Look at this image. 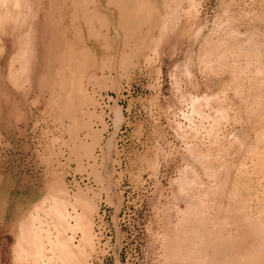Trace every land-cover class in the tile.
Listing matches in <instances>:
<instances>
[{"label":"rangeland","instance_id":"rangeland-1","mask_svg":"<svg viewBox=\"0 0 264 264\" xmlns=\"http://www.w3.org/2000/svg\"><path fill=\"white\" fill-rule=\"evenodd\" d=\"M68 2L0 0V264H264V0Z\"/></svg>","mask_w":264,"mask_h":264},{"label":"crops","instance_id":"crops-1","mask_svg":"<svg viewBox=\"0 0 264 264\" xmlns=\"http://www.w3.org/2000/svg\"><path fill=\"white\" fill-rule=\"evenodd\" d=\"M65 1V0H64ZM101 1V0H100ZM100 1H99V4H96V0H93V2L92 3H90L89 5H87V7L86 6H83V8L85 7L86 9V11L87 12H90V16L92 17H94V19H92V20H90V22H89V20H87L86 21V19H84L83 18V16L79 13V12H75L74 11V4H73V0H69V2L68 3H72V5L71 6H68V9H69V11L67 12V14H66V19L64 20V21H62L61 20V23H62V25H65L66 23H68V22H70V21H81V23H83L84 24V26H85V28H86V30H87V26H89L92 22H98V23H100V24H102V23H105V20L103 19V15L100 13V7L101 6H103V4L102 3H100ZM53 3H54V0H52V3H51V5H52V7H54L53 6ZM126 4H128V2H127V0H109V6H111V5H113L115 8H117L118 9V11H119V15H120V17H121V13H120V10H119V7H121V6H126ZM129 5V4H128ZM52 7H50L51 8V13H52V16H54V13H53V10H52ZM127 7V6H126ZM110 12L111 13H113V14H115L116 13V10H111L110 9ZM93 13L95 14V15H93ZM98 18V19H97ZM127 20H124V19H121V22H123V23H125V24H128V23H132V21L133 20H131L130 22H126ZM14 22V21H13ZM16 23H18V22H16ZM91 29V27L90 28H88V34L90 35L91 34V36L93 35V36H96V33H94V31H92V29ZM1 32H5V34H4V36H9V38L11 37V38H13V40H15V36L17 35V32L16 33H14L13 35H10V34H8L6 31H5V28H1V30H0ZM63 33L65 34V37L67 36V34H69V31L67 30V28L66 27H63ZM15 43H14V45H13V50H15ZM83 52L88 56V52L86 51V49H83ZM81 53H78V52H75V57L72 59V61H74L75 59L77 60V56L78 55H80ZM84 58H87V57H84ZM82 59V58H81ZM75 60V61H76ZM78 60H80L79 58H78ZM71 61L69 60V63H70Z\"/></svg>","mask_w":264,"mask_h":264},{"label":"bare ground","instance_id":"bare-ground-1","mask_svg":"<svg viewBox=\"0 0 264 264\" xmlns=\"http://www.w3.org/2000/svg\"><path fill=\"white\" fill-rule=\"evenodd\" d=\"M5 1V0H4ZM15 1V0H14ZM17 1V0H16ZM140 1H142V0H140ZM2 2H3V0H2ZM7 2V1H6ZM19 3H20V1H18ZM93 2V0H74V5L78 8V7H80L81 9H82V11H83V16H84V19H86V21L87 20H89V22H90V20H92V19H94V17L92 16H90V12H87L85 9V7L83 8V6H86L87 7V5H89L90 3H92ZM127 2H129V5L128 4H126V6H121V14L124 16V20H127L128 22H130L131 20H133L134 19V17H135V9H139V8H141V7H138L137 5H139L140 6V3H139V0H127ZM8 3V2H7ZM16 3V2H15ZM71 4V3H70ZM72 5V4H71ZM133 5V6H132ZM8 6V5H7ZM132 6V9L130 8ZM13 7V6H12ZM18 7V6H17ZM129 7V8H128ZM9 8V7H8ZM18 9V8H17ZM142 10V9H141ZM17 12V11H16ZM7 13V12H6ZM93 15H95L94 13H93ZM139 15V14H138ZM62 16H64L65 17V15H62ZM13 17V16H12ZM98 19V18H97ZM5 20V19H4ZM9 20H12V18L10 17V19ZM126 21V22H127ZM5 22H6V20H5ZM9 22V21H8ZM10 23V22H9ZM8 23V24H9ZM7 24V23H6ZM12 25V24H11ZM115 25V24H114ZM134 26H135V24H134ZM4 28V27H3ZM23 28V27H22ZM130 29H132V28H130ZM18 29H16V31H17ZM91 30V29H90ZM124 30V29H123ZM9 31H11V30H8V34H10L11 32H13V31H11V32H9ZM126 31V30H125ZM136 31V30H135ZM135 31L133 32V33H135ZM3 33V32H2ZM95 33V32H94ZM130 34V33H129ZM15 35V34H14ZM91 35V34H90ZM93 36V35H92ZM130 37V36H129ZM81 53V52H80ZM117 55V54H116ZM80 56H82V57H80V58H83V57H87V55L84 53V52H82L81 54H80ZM90 56V55H89ZM91 57V56H90ZM70 61L72 60V59H69ZM87 60V59H86ZM85 61V60H84ZM18 254V253H17Z\"/></svg>","mask_w":264,"mask_h":264}]
</instances>
